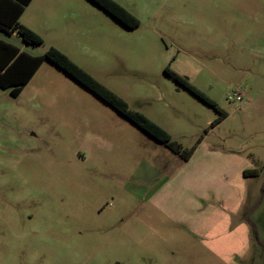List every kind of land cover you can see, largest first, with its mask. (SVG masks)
<instances>
[{"label": "rangeland", "instance_id": "rangeland-1", "mask_svg": "<svg viewBox=\"0 0 264 264\" xmlns=\"http://www.w3.org/2000/svg\"><path fill=\"white\" fill-rule=\"evenodd\" d=\"M114 1L138 28L86 1L58 45L171 141L200 142L182 162L46 61L18 97L0 88V264H264V0Z\"/></svg>", "mask_w": 264, "mask_h": 264}, {"label": "trees", "instance_id": "trees-1", "mask_svg": "<svg viewBox=\"0 0 264 264\" xmlns=\"http://www.w3.org/2000/svg\"><path fill=\"white\" fill-rule=\"evenodd\" d=\"M88 1L127 29L134 30L140 24L133 14L114 0ZM30 2L31 0H0V32L8 37L18 36L25 45L40 46L44 43L43 39L19 23L21 14ZM45 61L54 65L150 138L164 145L182 162L190 160L200 140L191 149H184L180 144L171 141L169 135L162 128L142 114L131 111L121 98L97 82L92 76L71 61L68 56L54 47H50L41 56H31L28 53L20 51L15 45L0 40V88L4 90L9 89L12 97H18L22 88L29 83ZM164 71L181 87L219 112V118L211 124L212 126L219 123L225 117L213 101L191 86L186 80L174 75L167 68Z\"/></svg>", "mask_w": 264, "mask_h": 264}, {"label": "crops", "instance_id": "crops-1", "mask_svg": "<svg viewBox=\"0 0 264 264\" xmlns=\"http://www.w3.org/2000/svg\"><path fill=\"white\" fill-rule=\"evenodd\" d=\"M86 1L88 0H31L21 14L19 23L39 35L49 48L54 47L64 52L58 45V40L66 38L67 30L59 21L78 16L80 6L87 4Z\"/></svg>", "mask_w": 264, "mask_h": 264}, {"label": "built area", "instance_id": "built-area-1", "mask_svg": "<svg viewBox=\"0 0 264 264\" xmlns=\"http://www.w3.org/2000/svg\"><path fill=\"white\" fill-rule=\"evenodd\" d=\"M229 101H241L242 96L239 93H234L231 97L228 98Z\"/></svg>", "mask_w": 264, "mask_h": 264}, {"label": "flooded vegetation", "instance_id": "flooded-vegetation-1", "mask_svg": "<svg viewBox=\"0 0 264 264\" xmlns=\"http://www.w3.org/2000/svg\"><path fill=\"white\" fill-rule=\"evenodd\" d=\"M256 239V238H255Z\"/></svg>", "mask_w": 264, "mask_h": 264}]
</instances>
